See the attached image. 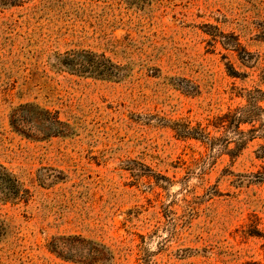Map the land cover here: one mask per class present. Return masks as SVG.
<instances>
[{"label":"rangeland","instance_id":"rangeland-1","mask_svg":"<svg viewBox=\"0 0 264 264\" xmlns=\"http://www.w3.org/2000/svg\"><path fill=\"white\" fill-rule=\"evenodd\" d=\"M0 166V264H264V0L0 3Z\"/></svg>","mask_w":264,"mask_h":264},{"label":"trees","instance_id":"trees-1","mask_svg":"<svg viewBox=\"0 0 264 264\" xmlns=\"http://www.w3.org/2000/svg\"><path fill=\"white\" fill-rule=\"evenodd\" d=\"M23 0H0L1 4H17L22 2ZM70 62L75 66L74 68H76L77 70H82L84 69L89 70L90 72H94V73H99V74H107L110 75L109 72H111L109 70V66H107L104 63V60L98 59L96 57H92L90 55H86V57H79L76 59H72L70 60ZM112 67V66H110ZM113 69V67H112ZM47 118L50 121V124L53 125V122L55 123H60L58 122V120L56 118H54V116H52L51 113L47 112ZM225 121L227 122H231V125L235 122L238 123V125L236 126L238 128L239 124L241 122H243L242 118L240 117L239 114L232 112V113H226L223 116H221V122L225 123ZM17 122V121H16ZM0 179L6 184V186H9L10 188H13L14 191H16L18 184L15 181V179H13L11 177V175L4 170L1 166H0Z\"/></svg>","mask_w":264,"mask_h":264}]
</instances>
